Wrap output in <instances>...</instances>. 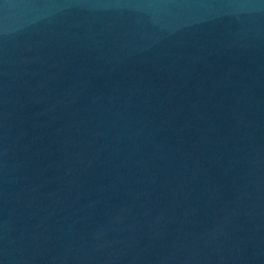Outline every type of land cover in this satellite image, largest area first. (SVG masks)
Here are the masks:
<instances>
[{
    "label": "water",
    "instance_id": "obj_1",
    "mask_svg": "<svg viewBox=\"0 0 264 264\" xmlns=\"http://www.w3.org/2000/svg\"><path fill=\"white\" fill-rule=\"evenodd\" d=\"M0 264H264V0H0Z\"/></svg>",
    "mask_w": 264,
    "mask_h": 264
}]
</instances>
